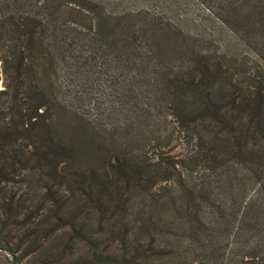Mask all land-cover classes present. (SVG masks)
<instances>
[{
  "label": "trees",
  "instance_id": "1",
  "mask_svg": "<svg viewBox=\"0 0 264 264\" xmlns=\"http://www.w3.org/2000/svg\"><path fill=\"white\" fill-rule=\"evenodd\" d=\"M0 84L14 261L264 264V0H0Z\"/></svg>",
  "mask_w": 264,
  "mask_h": 264
},
{
  "label": "rangeland",
  "instance_id": "2",
  "mask_svg": "<svg viewBox=\"0 0 264 264\" xmlns=\"http://www.w3.org/2000/svg\"><path fill=\"white\" fill-rule=\"evenodd\" d=\"M200 18H205V19H208L203 13L201 14L200 13ZM204 20V19H203ZM211 20V18H210ZM205 21V20H204ZM186 22L189 24V26L191 28H194V21L192 19H189V21L186 19ZM207 24L205 26H201L199 28H197V32L201 31V32H204V31H207L208 30V27H206ZM207 28V29H203V28ZM1 85V84H0ZM52 246L55 247V245L53 244ZM52 247V248H54ZM62 249V248H60ZM54 252H56L55 256L57 258H53L52 256L51 257H46L42 254L41 257H38L40 259H48L50 262L49 264H68V263H71V261L73 260V256L68 253L67 251H60L58 249H52ZM73 251H76L78 254H80L82 251H83V246L81 243H78L77 245H75L73 248H72ZM58 253V254H57ZM76 253V254H77ZM20 255V251H18L16 253V256H19ZM16 258L15 256H12L11 254L9 253H6L4 252L3 250H0V264H20V263H17L16 261H14ZM32 262H34V260H32ZM38 262H41V261H38Z\"/></svg>",
  "mask_w": 264,
  "mask_h": 264
}]
</instances>
